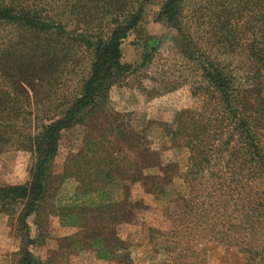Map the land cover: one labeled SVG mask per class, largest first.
<instances>
[{
  "label": "trees",
  "instance_id": "trees-1",
  "mask_svg": "<svg viewBox=\"0 0 264 264\" xmlns=\"http://www.w3.org/2000/svg\"><path fill=\"white\" fill-rule=\"evenodd\" d=\"M216 1L210 22L215 33L207 32V39L191 31L187 0H160L153 15L175 30V46L197 72L190 93L198 99L196 107L177 108L169 122L161 123L164 134L181 138L188 151L180 173L188 191L171 200L170 228L151 230L161 237L170 260L162 264H189L210 241L236 247L243 264H264V0ZM149 2L86 0L76 10L80 31L70 32L42 8L0 0V25L18 33L0 54V83L12 87L0 88V150L15 146L29 151L34 160L25 184L0 186V210L16 214L21 231L17 264H34L27 220L51 188L62 131L101 113L111 85L131 70L121 45ZM99 13L108 18L107 32L93 31L91 20ZM77 47L91 53L87 73L71 91L58 93V80L76 61ZM146 62L145 56L140 65ZM122 128L108 129L118 132L123 143L109 146L105 136L90 141L69 158L60 177L78 179L77 197L89 199L83 214L97 209L107 216L104 232L89 236L85 246L77 237L73 242L74 248L91 249L102 260L112 258L113 250L123 245L115 225L127 220L134 206L140 207L137 201L126 207V200L132 199L124 180L163 194L161 187L155 189L154 177L142 171L166 165L141 137L125 135ZM79 214L59 205L56 215L63 224L75 226Z\"/></svg>",
  "mask_w": 264,
  "mask_h": 264
},
{
  "label": "rangeland",
  "instance_id": "rangeland-1",
  "mask_svg": "<svg viewBox=\"0 0 264 264\" xmlns=\"http://www.w3.org/2000/svg\"><path fill=\"white\" fill-rule=\"evenodd\" d=\"M21 1L42 8L51 17L63 22L68 31H80L76 27L79 22L76 10L79 12L78 8L84 2L86 4V0ZM131 1L133 3L136 0ZM216 3V0H187V23L191 31L199 32L198 37L207 39V32L214 35L210 22L216 14ZM159 6L160 0H150L147 12L122 43L123 57L132 68L111 85L104 99L103 111L61 133L57 154L52 163L51 188L41 201V208L28 218L29 232L24 229L33 239L28 248L34 264L170 263L162 250L161 237L151 230L164 231L170 228L169 213L173 209L171 200L188 191L180 174L187 161L188 151L181 138H169L164 134L161 123L169 122L177 108L197 106L198 99L191 97L190 93L197 72L175 46V30L165 21L154 20V12ZM91 23L95 33H99L101 29L104 32L110 29L108 18L100 13L92 18ZM80 25H83L82 21ZM17 35L15 28L0 25V54L14 44L12 42ZM74 55L76 61L65 69L58 80V93L71 91L79 77L87 73L91 53L83 47H77ZM145 56L148 57V62L140 65ZM8 85L0 83V88L12 91L11 85ZM116 125H122L125 135L141 137V141L158 153L161 164L166 167L162 170L161 165H156L142 171L143 174L154 177L155 189L161 187L159 191L162 195L146 192L140 182L131 184L129 180H124L132 199L126 200V207L133 205V201H137L140 207L134 206L127 220H119L115 225V235L123 240V245L113 250L112 258L102 260L96 258L91 249L74 248L73 242L77 237L82 245H87L86 239L89 236L104 232L108 227L107 216L96 211L97 209L83 214L82 207L87 202L85 200L89 199L77 197L78 179L60 177L69 158L81 152L90 141L101 140L105 136L109 146L112 142H122L117 137L118 132L112 133L108 129ZM118 156L122 154L119 153ZM33 162V156L27 150L15 146L2 148L0 186L25 184L30 178ZM95 198L90 200H99ZM59 205L80 213L75 226L63 224L56 215ZM15 206L18 208L20 205ZM15 217L16 214L10 210H0V264H17L21 231ZM201 248L197 258L188 259L189 264L244 263L243 254L234 246L210 241Z\"/></svg>",
  "mask_w": 264,
  "mask_h": 264
}]
</instances>
